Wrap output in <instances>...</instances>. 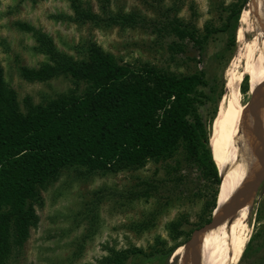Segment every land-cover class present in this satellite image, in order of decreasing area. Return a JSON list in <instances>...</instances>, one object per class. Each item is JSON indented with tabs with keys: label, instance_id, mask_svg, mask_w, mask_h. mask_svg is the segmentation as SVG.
Instances as JSON below:
<instances>
[{
	"label": "rangeland",
	"instance_id": "374dc122",
	"mask_svg": "<svg viewBox=\"0 0 264 264\" xmlns=\"http://www.w3.org/2000/svg\"><path fill=\"white\" fill-rule=\"evenodd\" d=\"M241 3V12L245 11L239 23L237 20L235 47L224 65L216 55L226 48L230 30L210 34L202 46L188 39L178 40L169 31L168 24L175 21L190 25L195 35L202 37L206 29H219L226 15ZM74 5L95 15L97 23L80 20ZM129 14L135 15V26L122 27L107 21ZM263 14L262 0H0L3 84L14 92L20 109L25 97L37 104L73 88L69 79L30 83L19 76L20 67L37 68L46 61L35 49L33 35L17 26L26 24L47 35L59 52L76 61H85L93 46L119 65H146L176 76L202 71L213 86L216 83L212 78L222 81L225 90L209 125L212 134L219 111L227 125L231 99L235 98L237 108L248 104V92H239L242 77L246 76L245 63L241 58L237 60L236 54L251 42L250 28L259 26L258 21L263 23ZM198 112L205 121L211 118L208 104L199 106ZM242 145L245 147L247 141ZM178 158L164 163L149 160L141 166L103 173L84 174V169L76 167L60 169L38 190V200L32 205L35 226L28 228L20 245L10 236L8 258L2 264H100L110 250L135 248L149 255L182 245L192 230L210 218L203 206L213 187L196 167L180 163ZM249 158L250 154H245L244 160ZM150 181L158 186L148 197L129 196ZM218 188L219 184L215 203ZM235 214L238 219L248 214L238 224V233L245 230L248 240L236 264H264V184ZM171 221L182 222L183 235L175 240L168 232ZM177 247L166 260L133 256L127 264H177L182 256L172 258Z\"/></svg>",
	"mask_w": 264,
	"mask_h": 264
},
{
	"label": "trees",
	"instance_id": "16d2710c",
	"mask_svg": "<svg viewBox=\"0 0 264 264\" xmlns=\"http://www.w3.org/2000/svg\"><path fill=\"white\" fill-rule=\"evenodd\" d=\"M74 6L80 20L97 23L95 15ZM242 7L241 3L231 10L219 29H206L202 37L196 36L190 25L175 21L168 24L169 31L178 40L202 46L210 34L230 30L226 48L216 55L224 65L235 47L234 31L245 11L241 12ZM107 21L122 27L137 23L133 14ZM17 26L33 35L35 49L46 59L37 68L20 67L19 76L30 83L69 79L73 88L37 104L25 97L20 109L14 92L3 84L0 67V210H5L0 214V264L8 258L10 236L20 245L28 228L35 226L32 205L38 200L39 188L65 167L82 168L84 174L103 173L141 166L149 160L164 163L178 156L180 163L196 167L213 187L203 206L210 216L219 174L212 157L209 125L225 90L222 81L212 78L213 86L202 71L176 76L146 65H119L93 46L85 61H76L59 52L47 35L26 24ZM174 46L180 49L179 44ZM239 92H248L250 99L247 76L242 77ZM205 104L211 109L208 121L198 112ZM144 185L129 196L148 197L158 186L153 181ZM181 227L182 222L168 224L173 240L183 235ZM175 247L149 255L135 248L110 250L99 263L127 264L133 256L166 260Z\"/></svg>",
	"mask_w": 264,
	"mask_h": 264
},
{
	"label": "bare ground",
	"instance_id": "6f19581e",
	"mask_svg": "<svg viewBox=\"0 0 264 264\" xmlns=\"http://www.w3.org/2000/svg\"><path fill=\"white\" fill-rule=\"evenodd\" d=\"M257 23L259 26L250 28V33L253 35L251 42L246 44L245 50L240 53V57L239 52L236 54V59L240 60L241 58L245 63L244 71L249 78L251 97L255 96L254 98L261 99H259L261 104L259 113H261L264 129V93H262L264 88V14L263 23L261 24L260 21ZM230 113L231 117L226 125L222 112L219 111L214 120L210 137L212 157L219 174L216 209L252 179L257 167L252 134L249 128L252 121L249 105L237 108V102L233 98L231 99ZM245 141H247V145L244 147L242 144ZM245 154H250V158L246 161L244 160ZM246 216L248 214L244 218L238 219L234 214L228 222L204 232L197 252L199 264L237 263L248 240V234L245 233V230L238 233V224L244 221ZM182 253L183 247L180 245L173 253L172 258L181 256ZM180 260L177 264H182Z\"/></svg>",
	"mask_w": 264,
	"mask_h": 264
},
{
	"label": "water",
	"instance_id": "95a60500",
	"mask_svg": "<svg viewBox=\"0 0 264 264\" xmlns=\"http://www.w3.org/2000/svg\"><path fill=\"white\" fill-rule=\"evenodd\" d=\"M262 5L264 8V0H262ZM262 93H264V88ZM258 95L260 94L258 93ZM254 97L248 99V105L252 114V121L249 128L252 134L254 152L257 159V167L253 173L252 179L246 182L221 207L218 209L214 207L207 223L191 231L188 239L181 245L183 247V253L180 257L182 264H199L197 252L200 248L204 232L228 222L235 214L236 209L243 204V202H250L256 194L257 189L264 184V129L262 126L261 113H259L261 108L259 102L260 98Z\"/></svg>",
	"mask_w": 264,
	"mask_h": 264
}]
</instances>
